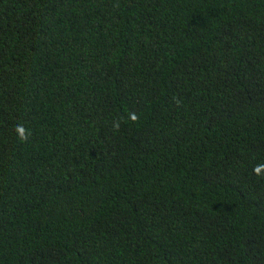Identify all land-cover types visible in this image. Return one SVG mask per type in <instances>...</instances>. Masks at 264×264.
I'll list each match as a JSON object with an SVG mask.
<instances>
[{"label": "trees", "instance_id": "trees-1", "mask_svg": "<svg viewBox=\"0 0 264 264\" xmlns=\"http://www.w3.org/2000/svg\"><path fill=\"white\" fill-rule=\"evenodd\" d=\"M260 165L264 0H0V264H264Z\"/></svg>", "mask_w": 264, "mask_h": 264}, {"label": "clouds", "instance_id": "clouds-1", "mask_svg": "<svg viewBox=\"0 0 264 264\" xmlns=\"http://www.w3.org/2000/svg\"><path fill=\"white\" fill-rule=\"evenodd\" d=\"M130 118L132 120H136L137 119V117H136V115L134 113L131 114ZM115 127L118 128L119 125L116 124ZM16 132L18 134V138H19L20 141L26 142L28 140L30 133L27 132V130L22 125H17ZM262 169H264V165L257 166L254 169L255 174L258 175V176H264V172H262Z\"/></svg>", "mask_w": 264, "mask_h": 264}]
</instances>
